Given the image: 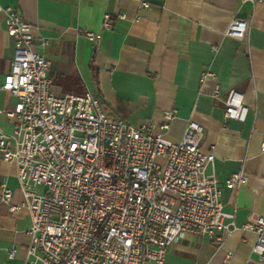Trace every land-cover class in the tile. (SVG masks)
<instances>
[{
    "label": "crops",
    "instance_id": "obj_1",
    "mask_svg": "<svg viewBox=\"0 0 264 264\" xmlns=\"http://www.w3.org/2000/svg\"><path fill=\"white\" fill-rule=\"evenodd\" d=\"M147 3V5H145ZM17 9L31 25L34 49L48 61L55 94L89 92L107 116L133 125L164 121L176 110L164 136L178 140L188 120L203 128L201 150L211 151L222 211L239 227L251 214L264 216V2L243 0H0ZM109 16L104 26V15ZM234 18L246 20L243 40L225 35ZM85 31L100 35L88 40ZM46 40V44L39 45ZM13 41L0 13V86L13 56ZM206 72L211 75L202 76ZM243 94L244 121L225 119L223 99L229 89ZM14 94L0 89V110L14 107ZM0 113V130L14 121ZM243 169L238 188L224 181ZM10 203L21 201L16 168L0 160L2 185ZM229 217L223 219L228 222ZM30 216L0 203V264H23ZM251 231L232 230L220 242L193 232L174 239L162 262L146 264H245L254 258ZM15 247L13 258L7 250ZM229 255V256H228Z\"/></svg>",
    "mask_w": 264,
    "mask_h": 264
},
{
    "label": "built area",
    "instance_id": "obj_2",
    "mask_svg": "<svg viewBox=\"0 0 264 264\" xmlns=\"http://www.w3.org/2000/svg\"><path fill=\"white\" fill-rule=\"evenodd\" d=\"M0 13L14 45L0 89L17 98L12 109L0 110L14 121L11 132L0 130V160L14 164L21 194L11 204L4 183L0 203L11 212L23 207L30 216L23 264L160 263L182 234L220 242L236 228L255 234L254 258L245 264H264V216L251 214L237 227L233 214L222 211L216 178L206 172L214 155L201 150L199 123L188 120L180 138L171 140L164 131L174 109L163 111L156 132L151 122L133 125L107 116L89 92L53 93L49 61L34 49L31 25L10 6L0 4ZM108 19L105 14L104 26ZM246 32V20L234 18L225 35L243 40ZM223 103L225 119L244 121L248 108L239 90L229 89ZM260 149L264 156V139ZM246 180L240 169L224 185L238 188ZM15 252L8 248V258Z\"/></svg>",
    "mask_w": 264,
    "mask_h": 264
}]
</instances>
